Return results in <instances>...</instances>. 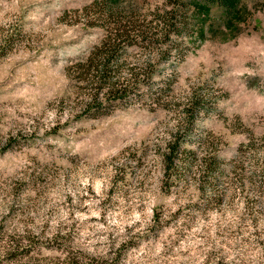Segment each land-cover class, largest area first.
<instances>
[{
  "label": "rangeland",
  "instance_id": "rangeland-1",
  "mask_svg": "<svg viewBox=\"0 0 264 264\" xmlns=\"http://www.w3.org/2000/svg\"><path fill=\"white\" fill-rule=\"evenodd\" d=\"M105 1L0 0V264H264V0ZM110 4L188 24L178 57L127 51L166 83L160 102L92 114L68 66ZM173 135L194 152L168 170Z\"/></svg>",
  "mask_w": 264,
  "mask_h": 264
},
{
  "label": "trees",
  "instance_id": "trees-1",
  "mask_svg": "<svg viewBox=\"0 0 264 264\" xmlns=\"http://www.w3.org/2000/svg\"><path fill=\"white\" fill-rule=\"evenodd\" d=\"M225 9L232 10L239 0H215ZM105 0H95V3H101L104 6ZM178 2V1H177ZM169 3H172L169 1ZM173 4V3H172ZM179 4H183L180 0ZM119 4H110L98 14V18L107 22L106 33L96 44L85 59L79 60L68 66L69 74L75 76L78 81H86L90 84L92 92L84 101V110L93 109L90 113H101L115 105L117 101L122 100L130 93L141 97L144 92H148V98L155 103L160 102L162 93L167 89L166 83H158L152 91L150 84L153 81V63L128 64L126 56L128 50L133 47L149 48L152 45L159 46L161 56L168 58L173 55L178 57L182 52V40L178 39V34L182 28L186 27L188 21L174 19L175 11L179 10L182 14L184 9L180 7H162L156 9L152 16L147 19H139L137 12L117 7ZM103 10V7L102 9ZM159 10V11H158ZM179 20V21H177ZM176 35V36H174ZM174 36V37H173ZM167 43L166 47H161ZM143 89V85H148ZM148 88V89H147ZM131 97V95L129 96ZM193 101L190 103L192 104ZM192 148H179L177 136H172L163 151H161V161L165 169L176 165V158L183 160V164L190 161L188 153H193ZM209 158V159H207ZM204 157L203 172L208 174L215 166L217 158L214 155ZM201 185H204L202 178ZM219 199L221 194L216 193Z\"/></svg>",
  "mask_w": 264,
  "mask_h": 264
}]
</instances>
